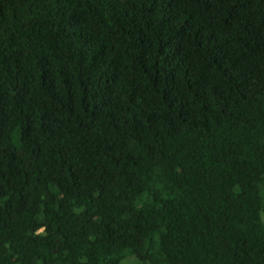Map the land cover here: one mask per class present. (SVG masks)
<instances>
[{"label": "trees", "instance_id": "obj_1", "mask_svg": "<svg viewBox=\"0 0 264 264\" xmlns=\"http://www.w3.org/2000/svg\"><path fill=\"white\" fill-rule=\"evenodd\" d=\"M0 264H264V0H0Z\"/></svg>", "mask_w": 264, "mask_h": 264}, {"label": "rangeland", "instance_id": "obj_2", "mask_svg": "<svg viewBox=\"0 0 264 264\" xmlns=\"http://www.w3.org/2000/svg\"><path fill=\"white\" fill-rule=\"evenodd\" d=\"M132 260V259H131ZM132 262H134L133 260H132Z\"/></svg>", "mask_w": 264, "mask_h": 264}]
</instances>
